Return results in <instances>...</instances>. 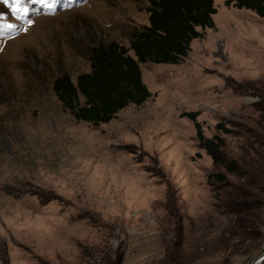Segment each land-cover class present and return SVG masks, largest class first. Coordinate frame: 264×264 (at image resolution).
<instances>
[{"label": "rangeland", "instance_id": "1", "mask_svg": "<svg viewBox=\"0 0 264 264\" xmlns=\"http://www.w3.org/2000/svg\"><path fill=\"white\" fill-rule=\"evenodd\" d=\"M213 4V26L197 28L186 56L139 63L150 96L94 125L54 80L89 72L100 44L129 47L148 0L28 3L22 22L0 0V23L16 25L0 35V264H247L261 252L264 197L244 231L211 176L252 195L264 184V17ZM189 111L242 177L213 163Z\"/></svg>", "mask_w": 264, "mask_h": 264}, {"label": "trees", "instance_id": "2", "mask_svg": "<svg viewBox=\"0 0 264 264\" xmlns=\"http://www.w3.org/2000/svg\"><path fill=\"white\" fill-rule=\"evenodd\" d=\"M148 2V24L134 28L129 47L115 42L100 44L91 51L89 72L77 75L75 82L68 75L58 76L54 80V91L76 119L98 125L110 121L119 110L130 103L140 105L150 96V92L142 82L139 63L177 62L187 55L190 41L201 36L197 28L213 26L211 15L216 12L213 0ZM225 5L249 9L257 16L264 17V0H225ZM129 50H132V55ZM79 94L84 97L82 103L78 101ZM262 102L264 98L260 104ZM197 115L198 111L183 113V116L193 121L196 137L211 156L213 163L223 167L228 173L242 177L244 171L239 162L225 157L220 150L224 146V139L219 135L205 137L200 123L196 120ZM216 128L229 131L222 122H218ZM211 179L223 184L224 195L220 205L223 210L245 214V218H236L240 229L246 231L249 225L246 216L256 217L254 221L260 220L259 215L252 210L263 204L264 184L260 186L257 194L252 195L244 187L227 181L223 173L214 174ZM259 264H264V255Z\"/></svg>", "mask_w": 264, "mask_h": 264}, {"label": "snow or ice", "instance_id": "3", "mask_svg": "<svg viewBox=\"0 0 264 264\" xmlns=\"http://www.w3.org/2000/svg\"><path fill=\"white\" fill-rule=\"evenodd\" d=\"M47 0H3V3L8 7L11 12V15L16 18H22L29 11L27 4L28 3H39L45 4ZM51 6V5H49ZM3 13H0V20L3 19ZM30 24L31 21L29 20ZM16 25L13 23H0V35H4V33L8 30L15 29Z\"/></svg>", "mask_w": 264, "mask_h": 264}, {"label": "water", "instance_id": "4", "mask_svg": "<svg viewBox=\"0 0 264 264\" xmlns=\"http://www.w3.org/2000/svg\"><path fill=\"white\" fill-rule=\"evenodd\" d=\"M262 219H263V222H264V210L262 211ZM263 239H264V238H263ZM263 253H264V240H263V245H262V250H261V252H260L257 256L251 258V259L247 262V264H250L252 261H256L258 258H261L262 255H263Z\"/></svg>", "mask_w": 264, "mask_h": 264}]
</instances>
